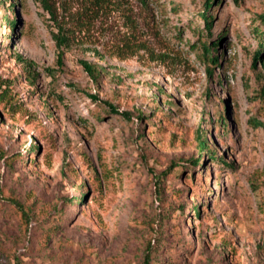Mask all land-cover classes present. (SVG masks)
<instances>
[{
	"label": "rangeland",
	"instance_id": "obj_1",
	"mask_svg": "<svg viewBox=\"0 0 264 264\" xmlns=\"http://www.w3.org/2000/svg\"><path fill=\"white\" fill-rule=\"evenodd\" d=\"M46 1L0 0V264H264V0Z\"/></svg>",
	"mask_w": 264,
	"mask_h": 264
},
{
	"label": "trees",
	"instance_id": "obj_2",
	"mask_svg": "<svg viewBox=\"0 0 264 264\" xmlns=\"http://www.w3.org/2000/svg\"><path fill=\"white\" fill-rule=\"evenodd\" d=\"M116 1H119V0H113V1L112 0H83V2H85L86 4L82 6L83 9H81L80 10L81 12H79V14H81V15H79V19L82 18L83 20H85L84 16H86V17L90 16L95 10H97L101 6H106V5L108 6V5L116 3ZM121 1H123V0H121ZM144 1L145 0H141V2H144ZM214 1L215 0H204V2H203L204 8H203V11L201 12V17L204 21V27L207 28L208 31L211 28L212 21L210 19L211 17H209L207 15V12L210 9V7L212 6ZM41 3L45 7V10H47L50 14L54 13L51 5L46 0H41ZM11 8H13V7H11ZM260 17H261L260 21L263 24V29L260 32H257L256 35L260 34L264 38V14L261 15ZM83 20L79 21L81 25L83 24ZM15 23H16V20L14 19L13 21L9 22V26L11 28H14ZM77 29H80V26H78ZM73 33H74L73 28L63 26V25H60L57 23V31L53 34V39L55 41V47L57 50V56H58L57 57V63H59V64H61V57H62L63 50L65 48H68L69 46H71L72 39H73V37H72ZM262 43L263 42L261 41L259 43V49L253 53L252 64L254 65V67H255V63L257 61L263 62L262 57H261L262 50H263V47H262L263 44ZM201 46H202L201 54L203 55V57L205 59H207L208 63L210 65H213V66L217 65V63L219 62L218 57H216L213 53L214 48L217 46V42L213 41L211 43H206V41H203ZM17 58L19 61L22 60L20 57H17ZM80 64L83 67V69L89 74V76L93 79H95L100 72V70L96 71V68L91 63H89L87 61L81 60ZM210 65H208V67H207L208 73H210L208 70V68H210ZM27 72H29V71H27ZM87 96L93 101L97 100V97L94 95L87 94ZM107 106H108V109H109L111 114L119 115V116L123 117L124 119L130 120V114L129 113H126V112L118 113V111L109 103H107ZM220 118H221V116H220ZM221 120H222V118H221ZM196 139H197L198 149L200 150L201 153L199 152L196 158H193L190 160V163L193 164V166H197L199 163H201L202 156H203V150L207 146V139L205 137H203L200 133H198L196 135ZM206 155H207L209 160L215 159V151L214 150H212L210 152L208 151V153ZM192 210H193L194 215H197V216L199 215L200 210L197 206L194 205L192 207ZM144 264H147V262H144Z\"/></svg>",
	"mask_w": 264,
	"mask_h": 264
}]
</instances>
